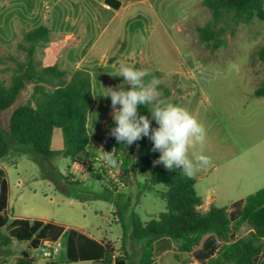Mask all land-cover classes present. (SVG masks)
I'll list each match as a JSON object with an SVG mask.
<instances>
[{
    "label": "trees",
    "instance_id": "obj_1",
    "mask_svg": "<svg viewBox=\"0 0 264 264\" xmlns=\"http://www.w3.org/2000/svg\"><path fill=\"white\" fill-rule=\"evenodd\" d=\"M201 1L211 13V20L204 26H198L197 32L200 42L212 51L226 46L227 35L233 36L240 25L251 24L255 19L264 21V0ZM50 37L51 31L46 25L25 32L17 44V51L25 55V61L18 62L10 81L0 80V112L10 110L16 104L27 88V79L34 81L30 98L14 109L9 117V137H5L0 126V160L8 156L12 140L15 145L31 147L48 166L60 158L76 163L93 157V163H99L96 159H101V156L89 151L88 117L94 102L91 74L84 70L69 72L57 64L41 66L36 58L37 50L49 42ZM9 58L17 59L13 55H9ZM258 63L264 68V46L251 54V66ZM151 73L159 79L158 90H163L162 99L166 100L170 91L161 83L162 73ZM254 95L264 99V79L256 85ZM139 111L148 116L153 128L158 126L147 107L142 105ZM56 129H60L63 135V147L59 150L51 147ZM110 130L102 146L105 152H111L114 160L121 164L119 186H129L130 153H134L142 170L148 173L146 185L160 184L164 187L160 196L166 202L165 212L146 222L134 212L131 226L124 217L119 218L123 230V246L128 241L130 231L136 244L142 245L139 264H155L156 258L167 251H172L174 264H190L191 252L207 234L216 235L222 243L217 255L208 264H255L257 258L264 254V188L246 198L241 216L234 223L225 207L213 206L203 213L198 209L202 199L195 190L194 178L186 176L179 169L169 171L162 164H154L160 153L152 151L153 142L148 137L132 145H125L118 143L110 135ZM89 174L91 179L105 181L108 170L100 165L91 168ZM46 177L56 181L52 174L47 173ZM62 179L64 193L82 200L84 196L81 193H87L83 190L85 183L71 181L68 176H62ZM113 187L118 188L114 183ZM9 191L6 173L0 168V228L6 227L8 231V234H4L0 230V259L8 255L3 248L16 240L28 242L29 250L22 252L10 264H50L37 263L31 257V251L38 248L42 240L59 238L63 241L70 263L93 261L97 264H126L130 258L127 255L114 258L112 243L97 241L75 229L66 231L65 226L54 222L11 219L8 209ZM109 192L116 194L112 189ZM103 196L110 202L114 199L111 194ZM242 230L245 232L241 237L231 243V234ZM261 264H264V260Z\"/></svg>",
    "mask_w": 264,
    "mask_h": 264
},
{
    "label": "crops",
    "instance_id": "obj_2",
    "mask_svg": "<svg viewBox=\"0 0 264 264\" xmlns=\"http://www.w3.org/2000/svg\"><path fill=\"white\" fill-rule=\"evenodd\" d=\"M118 1L121 6L114 9L108 6L105 0H0V51L11 53L25 32L46 25L51 31V37L49 42L38 48L39 59H45L46 66L57 64L69 72H89L93 91L96 82L103 80V84H107L121 78L115 76L121 62L149 72H160L165 80L172 76L177 77L179 89L186 88L190 96L189 102H181V106L194 114L205 126L207 136L203 154L209 156L212 161L210 166L201 168L192 176L196 180L195 190L202 199L198 209L205 213L213 206L225 207L234 223L241 216L246 198L264 188V102H243L261 107V117L256 122L255 130H239L237 133L227 127L228 124L223 121L215 103L209 102L207 90L203 87L209 78L205 76L204 70L209 71L214 61L204 63L192 50L185 51L176 38V33L183 31L182 22L187 21L191 10L201 1L196 5V0L191 3H173L174 8L179 10V17L174 23L169 14L173 6L171 0ZM160 2L161 13L157 11ZM196 69H203V73L199 76L195 73ZM248 69L251 71V68ZM248 71L247 77L251 81ZM252 87L254 94L256 85L252 84ZM229 121L232 124V117ZM89 122L90 113L88 131ZM199 152V146L191 149L190 157L194 158L193 153ZM66 162L67 159H63V163ZM0 168L5 171L8 179L6 169L2 165ZM147 176L148 173L145 172L144 177H141L146 189L150 188L146 185ZM131 182L133 183L132 180ZM9 184L8 209L12 213V186L10 182ZM134 184L141 186L139 177ZM9 216L11 219L27 218L54 222L65 226L66 231L75 229L97 241H104L81 228L52 219L19 217L14 213ZM244 232L245 230L233 232L230 242L237 241ZM130 236L133 237L131 231L128 239ZM112 245L115 249L114 258L127 255L130 258L126 264H139L142 245L136 244L139 254H132L130 248L125 249L123 243ZM221 246L222 243L216 235H205L200 245L191 252L190 264H208ZM119 249H123V255L119 254ZM171 256L172 251L162 253L156 258L155 264H174ZM63 259L64 257L60 258L61 261ZM65 259L64 262L70 264L67 252ZM263 260L264 254L257 258L255 264H261ZM47 261L39 259L37 263ZM50 264L59 263L53 261Z\"/></svg>",
    "mask_w": 264,
    "mask_h": 264
},
{
    "label": "rangeland",
    "instance_id": "obj_3",
    "mask_svg": "<svg viewBox=\"0 0 264 264\" xmlns=\"http://www.w3.org/2000/svg\"><path fill=\"white\" fill-rule=\"evenodd\" d=\"M171 1L172 4L180 1L192 2V0ZM200 1L196 0L195 5ZM160 5L161 2L159 9H157L159 13L162 12ZM174 7L173 4L169 13L173 23L179 17V10ZM210 20L211 13L202 5L201 1L191 10V15L187 21L182 22L183 31L179 34L176 33V38L185 51L190 52L192 50L201 57L204 63L214 61V65L209 71L204 68V74L209 79L203 87L207 90L209 102L215 103L223 121L228 124L227 127L234 131L233 133H237L239 130L243 132L255 130L256 122L261 117V107L252 103L243 104V102H264L263 98H258L253 94L252 87V84L257 85L264 79L263 65L258 63L251 66L250 64L251 54L264 46V21L255 19L251 24L240 25L233 36L227 35L226 46L212 51L200 42L197 32L198 26H204ZM17 44L9 54L0 51V80L10 81L17 69L18 62L25 61V55L17 51ZM9 55H13L18 60L10 59ZM36 58L41 66H46L45 59H39L37 54ZM248 68H251V71H248L250 70ZM247 71L251 81L247 77ZM195 73L200 76L203 69H196ZM26 81L28 82L27 88L19 96L16 104L10 110L0 112V126L3 128L5 137L10 136L8 120L12 111L30 98L34 81L29 79ZM122 83L123 77L109 81L107 84H103L102 80L94 85V102L90 110L89 122V150L99 156H101V148H103L102 141L114 124L111 115V99L102 96L105 92L104 87L115 88ZM161 83L170 91L166 99L167 102L179 106H181V102H189L190 96L187 94V89L183 87L179 89L177 77L172 76L167 80L163 78ZM158 91L162 98L163 90ZM230 117L233 120L232 124L230 121L228 122ZM10 143V152L8 156L0 160V165L6 169L12 186L11 205L13 212H9L12 216L14 213L15 216L19 217L52 219L72 225L75 228H81L90 235L106 242L120 245L123 236L120 216L124 217L131 226L133 212L138 213L142 221H148L155 214L166 211V202L160 196V192L164 189L163 185H150V188H145V182L142 179L145 172L136 161L134 153H130L129 186L123 188L119 186L121 164L118 162L110 165L103 159H96L99 163H93L94 158L90 157L84 161L81 159L77 162L78 164H75L69 160L63 163V159L60 158L48 166L42 162L40 156L31 147L15 145L12 140ZM51 147L53 150H59L63 147V135L60 129L54 131ZM100 165L108 170L105 181H96L90 178L89 170L98 168ZM47 173L54 175L56 181L46 177ZM117 174L118 176L115 177ZM62 176H68L71 181L85 183L83 190L87 193H81L84 196L82 200L74 199L64 193ZM138 177L142 181L141 186L134 184ZM147 179L148 176L145 180L146 183ZM113 183L118 188L113 187ZM111 189L116 194L110 193ZM120 192L122 193L120 194ZM106 194H111L114 197L113 201L104 199L103 195ZM0 230L4 234H8L6 227L0 228ZM124 245L125 249L130 248L132 254H139L134 237L130 236ZM3 249L8 252V255L0 259V264H10L15 262L22 252L29 250V245L26 242L12 240ZM119 254L123 255V249H119ZM61 257H64L63 261L60 260ZM65 257L66 248L64 247L58 256L46 263L58 261L59 264H67L64 262ZM70 264H93V262L82 261Z\"/></svg>",
    "mask_w": 264,
    "mask_h": 264
},
{
    "label": "clouds",
    "instance_id": "obj_4",
    "mask_svg": "<svg viewBox=\"0 0 264 264\" xmlns=\"http://www.w3.org/2000/svg\"><path fill=\"white\" fill-rule=\"evenodd\" d=\"M115 76L123 77V83L115 88L104 87L102 96L111 99L115 126L111 128L110 135L118 143L132 145L148 137L153 142L152 151L160 153L153 163L162 164L169 171L179 169L188 177L211 165V158L203 154L207 136L205 126L184 107L161 98L158 91L160 81L156 76L124 62L120 63ZM146 77L151 79L146 80ZM142 105L148 108L158 125L156 128L152 127L148 116L140 113ZM198 146L200 152L193 153L194 158L190 157V150ZM101 149V159L114 165L116 161L111 152Z\"/></svg>",
    "mask_w": 264,
    "mask_h": 264
},
{
    "label": "built area",
    "instance_id": "obj_5",
    "mask_svg": "<svg viewBox=\"0 0 264 264\" xmlns=\"http://www.w3.org/2000/svg\"><path fill=\"white\" fill-rule=\"evenodd\" d=\"M117 176L118 174L115 177ZM62 248H63V241L61 238L57 240L45 239L41 241L38 248L32 250L31 257L36 261L39 259L50 260L58 256Z\"/></svg>",
    "mask_w": 264,
    "mask_h": 264
},
{
    "label": "water",
    "instance_id": "obj_6",
    "mask_svg": "<svg viewBox=\"0 0 264 264\" xmlns=\"http://www.w3.org/2000/svg\"><path fill=\"white\" fill-rule=\"evenodd\" d=\"M105 3L114 9H118L121 6V2L118 0H105ZM26 84H28L27 81Z\"/></svg>",
    "mask_w": 264,
    "mask_h": 264
}]
</instances>
